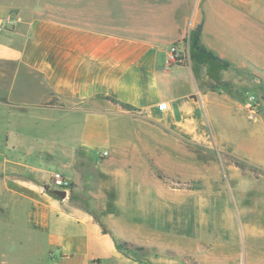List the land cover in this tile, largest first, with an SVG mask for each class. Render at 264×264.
<instances>
[{
  "label": "crops",
  "instance_id": "1",
  "mask_svg": "<svg viewBox=\"0 0 264 264\" xmlns=\"http://www.w3.org/2000/svg\"><path fill=\"white\" fill-rule=\"evenodd\" d=\"M211 7L232 12L229 0ZM198 20L196 0H0V106L8 125L0 137V264H145L153 254L133 258L115 239L157 251L148 226L132 223L126 232L119 213L96 218L48 188L60 172L80 189L84 159L95 162L99 149L111 154L106 168L116 154L136 156L123 123L195 120L196 102L187 91L176 94L186 81L171 76L187 68L168 52ZM162 102L166 111L158 110ZM103 171L115 189L136 181L132 170Z\"/></svg>",
  "mask_w": 264,
  "mask_h": 264
},
{
  "label": "rangeland",
  "instance_id": "2",
  "mask_svg": "<svg viewBox=\"0 0 264 264\" xmlns=\"http://www.w3.org/2000/svg\"><path fill=\"white\" fill-rule=\"evenodd\" d=\"M229 2L232 12L214 14L212 0H196L198 23L169 47L185 58L176 64L187 69L171 76L186 81L176 94L187 91L196 102L195 120L123 123L126 149L137 145L136 156L116 154L106 168L111 154L97 150L69 196L96 218L119 213L126 232L132 223L153 229L157 251L145 264H264V0ZM219 19L233 24L218 28ZM199 25L200 44L223 67L194 60L190 37ZM6 126L0 106V137ZM103 170H132L136 181L115 189Z\"/></svg>",
  "mask_w": 264,
  "mask_h": 264
},
{
  "label": "trees",
  "instance_id": "3",
  "mask_svg": "<svg viewBox=\"0 0 264 264\" xmlns=\"http://www.w3.org/2000/svg\"><path fill=\"white\" fill-rule=\"evenodd\" d=\"M200 32L201 26H197L194 31L191 33L190 39V46L191 51L193 54L194 60L202 59L204 62L209 64L210 69L215 70L216 67L221 66L223 67L225 64L216 57L211 51H207L201 44H200ZM113 103H118L115 100H111ZM121 107L127 110H132L131 106L119 103ZM73 187V186H72ZM72 194V193H71ZM116 247L124 251L125 253L134 255L137 258H144L145 256L154 253L156 250L154 248H146L140 245H137L132 242L124 241L121 239H115Z\"/></svg>",
  "mask_w": 264,
  "mask_h": 264
},
{
  "label": "built area",
  "instance_id": "4",
  "mask_svg": "<svg viewBox=\"0 0 264 264\" xmlns=\"http://www.w3.org/2000/svg\"><path fill=\"white\" fill-rule=\"evenodd\" d=\"M184 56L182 53H180L175 47H171L168 52V60L173 63H181L184 61ZM158 110L160 111H166L167 110V104L165 102H162L158 105ZM103 155H107L106 152L103 153ZM51 190H59L64 191L66 194V198H68L73 190L72 183L70 180H68L62 173L60 172H54L51 177V183L48 188Z\"/></svg>",
  "mask_w": 264,
  "mask_h": 264
},
{
  "label": "water",
  "instance_id": "5",
  "mask_svg": "<svg viewBox=\"0 0 264 264\" xmlns=\"http://www.w3.org/2000/svg\"><path fill=\"white\" fill-rule=\"evenodd\" d=\"M51 193H52L54 196H56V197H58V198H60V199H66V194H65L64 191L51 190Z\"/></svg>",
  "mask_w": 264,
  "mask_h": 264
}]
</instances>
